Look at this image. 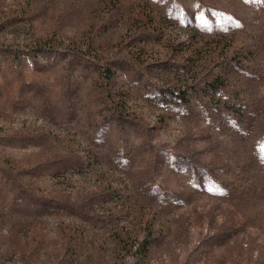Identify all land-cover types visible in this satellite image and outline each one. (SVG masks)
I'll list each match as a JSON object with an SVG mask.
<instances>
[{"label":"rangeland","instance_id":"374dc122","mask_svg":"<svg viewBox=\"0 0 264 264\" xmlns=\"http://www.w3.org/2000/svg\"><path fill=\"white\" fill-rule=\"evenodd\" d=\"M0 264H264V0H0Z\"/></svg>","mask_w":264,"mask_h":264}]
</instances>
